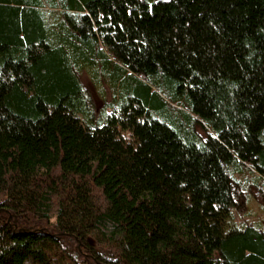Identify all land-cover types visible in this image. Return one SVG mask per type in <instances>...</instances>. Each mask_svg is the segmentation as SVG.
<instances>
[{
  "label": "trees",
  "instance_id": "16d2710c",
  "mask_svg": "<svg viewBox=\"0 0 264 264\" xmlns=\"http://www.w3.org/2000/svg\"><path fill=\"white\" fill-rule=\"evenodd\" d=\"M242 166L264 0H0V264H264Z\"/></svg>",
  "mask_w": 264,
  "mask_h": 264
},
{
  "label": "rangeland",
  "instance_id": "374dc122",
  "mask_svg": "<svg viewBox=\"0 0 264 264\" xmlns=\"http://www.w3.org/2000/svg\"><path fill=\"white\" fill-rule=\"evenodd\" d=\"M80 82L89 96L95 112L99 111L102 103L84 74L80 76ZM197 133L204 136L199 129H197ZM125 135L127 136L128 133H125ZM231 169L233 170V167ZM241 169L243 178L237 176V173L235 174V178L240 179L243 185L242 192L244 193L245 204L243 203V199H238V202L241 203L240 205L244 206H242L240 211H234L235 220L239 224H255L259 228L264 229V181L262 180V176L250 166H242ZM16 264L21 263L17 262Z\"/></svg>",
  "mask_w": 264,
  "mask_h": 264
}]
</instances>
